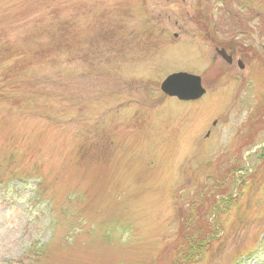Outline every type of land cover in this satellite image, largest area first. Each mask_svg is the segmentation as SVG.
<instances>
[{"label": "rangeland", "instance_id": "rangeland-1", "mask_svg": "<svg viewBox=\"0 0 264 264\" xmlns=\"http://www.w3.org/2000/svg\"><path fill=\"white\" fill-rule=\"evenodd\" d=\"M215 207L193 264H264V0H0V264H174Z\"/></svg>", "mask_w": 264, "mask_h": 264}, {"label": "water", "instance_id": "water-1", "mask_svg": "<svg viewBox=\"0 0 264 264\" xmlns=\"http://www.w3.org/2000/svg\"><path fill=\"white\" fill-rule=\"evenodd\" d=\"M217 54L227 63H230V58L222 50L217 51ZM239 66L241 67L240 64ZM160 91L179 101H194L205 93L200 78L186 73H175L167 76L160 84Z\"/></svg>", "mask_w": 264, "mask_h": 264}, {"label": "trees", "instance_id": "trees-1", "mask_svg": "<svg viewBox=\"0 0 264 264\" xmlns=\"http://www.w3.org/2000/svg\"><path fill=\"white\" fill-rule=\"evenodd\" d=\"M187 219L184 223V232L182 233V243L185 242L188 249L187 251L184 252V254L181 253V256H183V260L185 262H192L196 257H201L202 254L205 252L204 250L206 248L207 249L209 248L210 244L214 240V238L212 239L210 238L211 230L214 227L211 223H208L207 231H206L207 235L203 236L199 233L195 237L190 238L189 236L188 237L186 236V231L190 228V224H187L190 219L188 220ZM196 237H198L197 240H196Z\"/></svg>", "mask_w": 264, "mask_h": 264}]
</instances>
